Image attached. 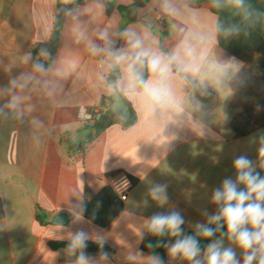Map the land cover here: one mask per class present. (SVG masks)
<instances>
[{
    "label": "clouds",
    "instance_id": "1",
    "mask_svg": "<svg viewBox=\"0 0 264 264\" xmlns=\"http://www.w3.org/2000/svg\"><path fill=\"white\" fill-rule=\"evenodd\" d=\"M59 4L71 42L98 60V86L113 98L118 115L120 97L135 100L165 125L190 129L203 137L210 115L205 100L213 96L226 100L251 80L244 65L235 57H225L220 48L221 39L247 35L246 25L252 17L264 15L248 0H209L210 8H231L240 16L239 22L231 23L217 17L211 26L205 25L195 0H144L142 7L133 4L128 12L137 19L124 27L100 26L101 17L107 14L106 0H86L84 5L59 0ZM165 23L167 46L159 37ZM79 67L75 59L53 55L46 38L35 52L29 49L7 60L0 58V72L7 77L6 83H0V130L18 128L27 141L40 146L59 127L49 116L63 117L71 108L81 116L86 108L74 105L71 91ZM255 110H264V105L257 104ZM179 139L176 131L163 136L165 154ZM251 141L256 145V159L246 154L233 159L234 175L226 176L212 190L210 203L215 211L203 210L206 219L191 223L192 234L185 233L184 216L174 206L156 212L136 227V245L121 237L122 264H165L154 251L158 248L166 250L168 264H264V130H258ZM138 175L146 181L149 172ZM148 183L147 197L160 208L168 205V184ZM128 186L129 181L123 179L117 189ZM89 198L81 182L66 200L64 210L71 218V230L60 235L67 241L64 255L70 264H112V254L105 251L111 232L95 226L75 227L90 223L85 220ZM53 218L52 223L63 229L64 218ZM134 218L130 211L120 216L126 223ZM146 236L156 238L155 244L149 241L146 245L153 249L149 254L138 247ZM202 239L210 242L202 247ZM89 241L98 246L96 256L86 252Z\"/></svg>",
    "mask_w": 264,
    "mask_h": 264
},
{
    "label": "crops",
    "instance_id": "2",
    "mask_svg": "<svg viewBox=\"0 0 264 264\" xmlns=\"http://www.w3.org/2000/svg\"><path fill=\"white\" fill-rule=\"evenodd\" d=\"M113 1L116 7L110 15L101 17L100 26L124 27L132 23L126 20L119 6H130L133 0ZM56 4L57 0H0V58L7 60L29 49L34 51L41 39L46 38L47 42L53 30ZM197 5L205 25L211 26L217 16L208 3ZM168 35L165 23L159 33L165 46ZM223 54L234 57L225 50ZM55 55H65L79 62L78 76L71 85L74 105L90 107L101 103L107 109L116 110L113 98L105 96L98 86V60L83 46L71 42L66 21ZM6 80L0 72V83ZM130 104L136 114L135 124L129 127L114 124L99 135H95L90 123L78 119L75 108L69 109L63 117L49 116L59 127L40 146L27 141L18 128L0 130V264H70L63 249L50 246L51 242H67L60 239L62 231L66 235L71 230L68 225L71 218L64 210L66 200L81 182L85 196L94 198L104 186L111 185L113 176L110 174L114 172L125 173L136 180L122 210L134 213V220L122 221L121 212L105 228L91 221L75 227L95 226L111 232L105 245L111 249L108 252L112 254V264H122L118 243L122 237L129 245H136L134 231L144 218L174 206L184 216L183 227L192 231L191 223L206 219L202 216L203 210L215 211L210 203L212 190L226 176L234 175L233 159L240 154L256 159V145L251 138L258 130L238 137L230 125L243 109L236 95L223 101L215 96L205 100L210 115L203 137L190 129L178 130L171 124L165 125L135 100ZM124 109L120 97L119 110ZM171 131H176L180 139L174 141L165 154L161 142ZM143 171L149 172L146 181L138 175ZM148 182L168 184L169 201L164 208L147 197ZM38 208L45 212L48 223L37 220ZM59 214L68 216L63 229L52 223L53 217ZM138 247L141 249V243ZM88 254L96 256L98 253ZM165 262L168 264L167 253Z\"/></svg>",
    "mask_w": 264,
    "mask_h": 264
},
{
    "label": "trees",
    "instance_id": "3",
    "mask_svg": "<svg viewBox=\"0 0 264 264\" xmlns=\"http://www.w3.org/2000/svg\"><path fill=\"white\" fill-rule=\"evenodd\" d=\"M85 1L86 0H76L77 4L80 5H83ZM195 2L199 5L204 3L209 4V0H195ZM248 3H250L254 9L264 12V0H248ZM106 4L108 6L107 14L110 15L116 7V4L113 0H106ZM133 4L142 7L144 0H133V3L130 6H119V9L122 11L128 22H134L137 19L136 16L131 15L128 12V8ZM60 7L59 0H57L52 34L50 39L46 42L53 55L56 54L59 48L65 22L63 13L59 12ZM210 10L224 23L240 21V16L231 8H225L223 10L210 8ZM246 30L248 33L247 35L241 33L239 37L230 38L227 41L221 39L220 41V47L232 56L241 60L244 65V71L251 75V80L248 86L239 90L235 94L243 109L240 113L234 116L230 125L238 137L246 136L264 128V110L260 112L255 110L257 104L264 105V15L259 17L253 16L247 23ZM39 46L40 44L34 49V52ZM121 99L124 103L125 109L124 111L119 110V115L115 109H107L104 104H102L105 109L103 115L98 120L89 122L95 135H99L106 128L114 124H122L124 127H129L135 124L136 114L133 107L127 99L123 97H121ZM117 174V172H114L110 174V176H115ZM261 174L264 175V172ZM128 177L131 180L132 185H134L136 180L130 176ZM97 202H99V206H97ZM86 208L85 219L101 228H105L122 212L124 209V201L111 185H106L95 195L94 198L87 199ZM93 213L95 214L94 216ZM1 216L2 207L0 203V217ZM36 218L42 224L48 223L45 212L39 208L36 213ZM184 231L186 234H192V231H188L185 228ZM149 241L155 244L156 238L151 236L145 237V240L141 243V249L144 252L153 251V249H148L146 247ZM209 242L210 240L202 239L201 246L203 247ZM66 244L67 242H51L50 246L54 249H64ZM98 251V246L89 241L86 252L98 253ZM105 251L110 252V247L105 245ZM154 251L161 255L166 261L165 249L158 248L154 249Z\"/></svg>",
    "mask_w": 264,
    "mask_h": 264
},
{
    "label": "built area",
    "instance_id": "4",
    "mask_svg": "<svg viewBox=\"0 0 264 264\" xmlns=\"http://www.w3.org/2000/svg\"><path fill=\"white\" fill-rule=\"evenodd\" d=\"M85 108H86V111L85 112L82 111L81 116H78V119L85 123L98 120L103 115L104 110H105L104 106L101 103L95 104L90 107L85 106ZM123 179H127L129 181V186L125 190L117 189V185H119ZM111 186L120 195L121 199L125 201L127 198V194L133 185L128 175H126L125 173H118L117 175L112 177Z\"/></svg>",
    "mask_w": 264,
    "mask_h": 264
},
{
    "label": "water",
    "instance_id": "5",
    "mask_svg": "<svg viewBox=\"0 0 264 264\" xmlns=\"http://www.w3.org/2000/svg\"><path fill=\"white\" fill-rule=\"evenodd\" d=\"M58 216L63 217L64 220H65V222L68 221V216H67L66 214H59ZM53 219L55 220V218H53ZM53 219H52V220H53Z\"/></svg>",
    "mask_w": 264,
    "mask_h": 264
}]
</instances>
